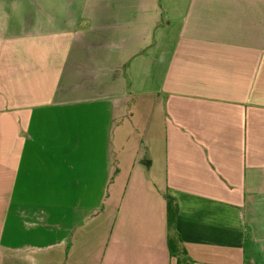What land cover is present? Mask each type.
<instances>
[{
  "label": "crops",
  "instance_id": "obj_1",
  "mask_svg": "<svg viewBox=\"0 0 264 264\" xmlns=\"http://www.w3.org/2000/svg\"><path fill=\"white\" fill-rule=\"evenodd\" d=\"M0 264H264V0H0Z\"/></svg>",
  "mask_w": 264,
  "mask_h": 264
},
{
  "label": "rangeland",
  "instance_id": "obj_2",
  "mask_svg": "<svg viewBox=\"0 0 264 264\" xmlns=\"http://www.w3.org/2000/svg\"><path fill=\"white\" fill-rule=\"evenodd\" d=\"M94 198L95 197H88L87 203L89 205L97 204L98 202H96ZM28 199L29 200L32 199V201L27 203L26 205H33L35 209H37L38 214L45 218L44 220L46 221L47 224L49 225L51 223L57 224V227L55 229L49 228V235H51L50 231H52L54 233V236L58 234L59 232L58 229H63L64 223H66L63 217L64 206L66 207L70 206L73 208L78 204H80V202L81 203L83 202L81 197H71L69 199L67 197L58 196V195L49 196V197L46 196L29 197ZM11 205H12L11 212H13L15 205L14 197H12L11 199ZM45 213L49 215L47 216Z\"/></svg>",
  "mask_w": 264,
  "mask_h": 264
},
{
  "label": "trees",
  "instance_id": "obj_3",
  "mask_svg": "<svg viewBox=\"0 0 264 264\" xmlns=\"http://www.w3.org/2000/svg\"><path fill=\"white\" fill-rule=\"evenodd\" d=\"M176 214H177L176 203L174 202L173 197H171L170 195H167V218H168V226L170 229L173 228L174 226ZM172 238L171 236L169 238V248H170L171 254L173 255L176 248H175V240H174L175 238L174 239Z\"/></svg>",
  "mask_w": 264,
  "mask_h": 264
}]
</instances>
